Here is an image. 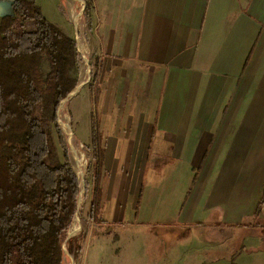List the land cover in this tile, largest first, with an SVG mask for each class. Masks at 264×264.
Listing matches in <instances>:
<instances>
[{"label": "crops", "instance_id": "obj_1", "mask_svg": "<svg viewBox=\"0 0 264 264\" xmlns=\"http://www.w3.org/2000/svg\"><path fill=\"white\" fill-rule=\"evenodd\" d=\"M89 2L97 57L77 110L103 151L102 213L126 192L132 228L157 214L186 238L163 264H264V0Z\"/></svg>", "mask_w": 264, "mask_h": 264}, {"label": "trees", "instance_id": "obj_2", "mask_svg": "<svg viewBox=\"0 0 264 264\" xmlns=\"http://www.w3.org/2000/svg\"><path fill=\"white\" fill-rule=\"evenodd\" d=\"M8 3L10 14L0 15V264H63L61 240L79 183L57 112L77 85V44L34 1ZM89 7L87 0L86 23ZM92 154L97 175L87 220L100 226L103 151Z\"/></svg>", "mask_w": 264, "mask_h": 264}, {"label": "rangeland", "instance_id": "obj_3", "mask_svg": "<svg viewBox=\"0 0 264 264\" xmlns=\"http://www.w3.org/2000/svg\"><path fill=\"white\" fill-rule=\"evenodd\" d=\"M7 1L8 0H0L1 16L10 14ZM32 1H34L39 7L43 17L48 22L55 26L57 25L56 27H58L66 36L71 37L76 41L79 58L77 76L78 83L79 76L81 75L80 73L82 72L81 69L83 70L84 67H87L88 70V67L90 68L87 82L83 84L80 90L70 100H64L62 103L65 104L63 106L60 105L57 112V124L63 136V140L68 147L71 166L72 157L69 145L67 143V137L61 130V124H59L61 121L59 119H61L63 116L68 118V126H70L73 134L72 138L74 143H76L74 145L78 149V152L83 155L85 160L83 169L84 195L82 197L81 194L79 231L74 236L66 238L69 235L67 232L61 240L63 264H159V260H162V256L167 257V255H169V253H171L175 248L184 246V243L187 241V239H176L175 234H164L159 229V227H161L158 225L160 218L157 214L146 216L142 215V218L140 217V221L147 222L148 224L132 228L131 226L134 225L133 219L135 217V196L132 201L126 202L128 193L124 192V204L122 205L121 202V205L115 208L114 214H108L106 212L107 209L103 211L102 220L112 223V226L110 227L111 232H109L108 235L102 234L100 237H98L99 235L96 236L95 234L97 232L98 234L99 232H102V229H99L98 226L89 223L87 220V213L95 186V177L97 175L95 168L96 162L92 154V147L89 146V144H84V138L81 133V131L86 128V122L77 110L78 104L84 101L86 90H88V86L92 80L95 59L97 57L95 54L94 40L91 37V34L88 32L87 25L85 23L86 15L84 10L87 5V0H82L83 3L79 1L72 2L69 0ZM70 9L75 11L74 14H76L78 17L76 23L70 19ZM88 14L89 12L87 15ZM79 41L80 43H78ZM89 107L91 110L90 103ZM89 121L91 123L92 119ZM142 179L146 181V177L143 178L142 176ZM141 182H143V180L138 182V188ZM78 183L79 192L81 193L80 182ZM170 219L171 218L168 216L167 220ZM122 226H124L123 228L128 230L129 233H126L125 229H121ZM128 234H131L132 236H128ZM197 248L200 249L197 250L196 253V257L199 258V254H201L203 247L197 246ZM196 264H199V261H196Z\"/></svg>", "mask_w": 264, "mask_h": 264}, {"label": "bare ground", "instance_id": "obj_4", "mask_svg": "<svg viewBox=\"0 0 264 264\" xmlns=\"http://www.w3.org/2000/svg\"><path fill=\"white\" fill-rule=\"evenodd\" d=\"M69 1H72V2L73 1H79V2L83 3L82 0H69ZM74 12L75 11H72L70 9L69 10V15H70V19L74 23H76L78 17H77L76 14H74ZM78 43H80V41ZM86 64H87V61H86ZM81 71L82 72L80 73L81 75L79 76V83L78 84L83 86V84H85L87 82V80H88V70H87V67H84L83 70L81 69ZM64 104L65 103H62L61 106H63ZM59 120H61L60 123H59V124H61V130L63 131L64 135L67 137V143L69 145L70 152H71V157H72V167L74 169V173H75L76 177L78 178V180L80 182L81 194H82V197H83V195H84V191H83V187H84V182H83L84 181V176L81 174V171L84 169L85 160H84L83 155L78 152V149L74 145L76 143H74V140L72 138V135L69 132L68 118L65 117V116H63ZM78 231H79V212L74 217L73 222L71 223V225H70V227H69V229L67 231L68 232L67 234H69V235L66 238H68L70 236H74L75 234H77Z\"/></svg>", "mask_w": 264, "mask_h": 264}, {"label": "water", "instance_id": "obj_5", "mask_svg": "<svg viewBox=\"0 0 264 264\" xmlns=\"http://www.w3.org/2000/svg\"><path fill=\"white\" fill-rule=\"evenodd\" d=\"M8 3V1H7ZM8 6H9V3H8ZM4 16V15H3ZM90 71V68L88 67V72ZM82 87V85H79L78 82H77V85L75 87V89L70 93V95L65 99L66 101L67 100H70L79 90L80 88ZM62 104V102H61ZM60 104V105H61ZM69 132L71 133V135L73 136L72 134V131L70 129V126H69ZM81 174L84 176V170L81 171ZM77 178V177H76ZM78 180V178H77ZM79 182V181H78ZM81 204V193L79 192L78 196H77V199H76V213H75V216L78 214L79 212V209H80V205Z\"/></svg>", "mask_w": 264, "mask_h": 264}]
</instances>
